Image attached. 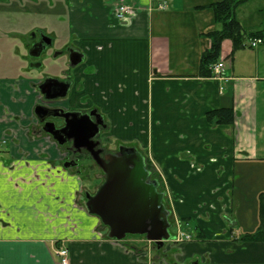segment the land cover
Returning <instances> with one entry per match:
<instances>
[{"label": "crops", "instance_id": "0c3cea01", "mask_svg": "<svg viewBox=\"0 0 264 264\" xmlns=\"http://www.w3.org/2000/svg\"><path fill=\"white\" fill-rule=\"evenodd\" d=\"M53 1L46 6L50 31L0 30L29 36L17 42L15 70L0 64V264H60V246L70 264H264V243L241 242L244 234L235 233L239 210L250 207L254 166L264 165V44L249 50L248 38L233 53L224 40L229 80L221 81L200 73L207 34L220 29L207 6L220 0H124L135 6L126 21L116 17L120 0H56L62 11ZM10 2L2 5L19 10ZM38 31L57 49L83 55L73 70L78 92L61 104L97 107L116 143L147 156L174 221L192 240L166 242L151 261L146 245L111 239L76 204L85 192L81 175L64 168L65 149L39 133L34 115L42 74L28 63L27 48ZM48 61L49 74L66 77L64 56ZM58 63L67 67L61 72ZM222 108L234 110L232 125L207 119Z\"/></svg>", "mask_w": 264, "mask_h": 264}, {"label": "water", "instance_id": "95a60500", "mask_svg": "<svg viewBox=\"0 0 264 264\" xmlns=\"http://www.w3.org/2000/svg\"><path fill=\"white\" fill-rule=\"evenodd\" d=\"M82 58L83 55L76 62H71L77 65ZM69 115L72 114H66V117ZM76 116L80 115L73 116L78 119ZM72 121L71 124L68 121L67 130L71 128L76 133L74 147L91 150L106 174V181L99 191L94 196L87 197L89 213L97 216L109 228V237L112 239L121 241L128 235L145 236L159 247L170 241L171 212L164 203L165 194L159 192V182L150 178L151 173L146 168L144 156L135 147L121 146L117 155L110 154L101 159L98 152L93 150L96 144L86 138V143L83 140L79 142L83 137L81 133L88 128L82 118ZM62 130L56 131L60 133ZM55 140L60 145L64 144V141L56 137Z\"/></svg>", "mask_w": 264, "mask_h": 264}, {"label": "rangeland", "instance_id": "374dc122", "mask_svg": "<svg viewBox=\"0 0 264 264\" xmlns=\"http://www.w3.org/2000/svg\"><path fill=\"white\" fill-rule=\"evenodd\" d=\"M55 2V8L57 11H62L63 7L58 3ZM51 0H33L31 4H26V1L24 0H12L10 2L11 7L13 5L19 4L20 8L18 10V7L16 8H4L5 4L2 5V0H0V30L5 31L10 28V30H20V28H25L24 31L27 30V28H33L32 32L36 31L35 28H43L45 31H50V28H47V24H45V21L47 20V7L51 5ZM18 10V12H17ZM66 13V8H65ZM236 16L244 30L248 32L255 31L257 29L264 28V0H247L242 5H240L236 11ZM58 30V28H56ZM62 29V28H61ZM64 29V28H63ZM16 36H11L8 33L2 32L0 34V57L2 63V70L3 71H12L15 70L17 67V64L22 59V56H20L19 48L17 46V42H21V44H24V40L26 39V43L28 42L29 36L27 33L25 36L21 34H15ZM6 36H10L8 39ZM14 37V38H11ZM56 47V46H55ZM26 49V48H25ZM254 50V49H249ZM26 52V51H25ZM18 56L17 60H15V57ZM34 60V58H33ZM56 60V58H49V66L52 65L51 61ZM58 68L61 70L66 68L67 66L63 65L62 63L57 64ZM48 69V68H47ZM3 74V73H2ZM71 76H74L73 71L70 72ZM227 79L229 80V77L227 76ZM226 81V80H223ZM121 145L116 143V140L113 141L111 144H106L105 147L108 148L110 151H118L119 147ZM119 152V151H118ZM146 158L147 156L144 155ZM146 162L147 158H146ZM81 166H85L86 168L83 169V174L81 175V179L85 184V192L88 193L90 196H94L101 186L106 181V174L100 170V168L90 159V157L86 156L83 157L79 163ZM253 176L249 179L252 183V187L249 188L250 193L253 194L251 199L249 197L247 198L248 206H250L247 209H241L239 210V218H238V225L236 226L235 233L238 235L247 234V233H254L259 225V218H258V205H259V196L264 191V165L260 166H254ZM72 172H76L75 169H72ZM153 177L158 179V181L161 183V178L158 176L157 172L153 174ZM162 185V184H161ZM161 188L164 190V187L161 186ZM255 191H260V193L255 194ZM85 192H80V196L77 197V205L82 206L86 209L87 214L90 216V213L87 208V198ZM250 196V195H249ZM166 204V201H165ZM166 208L171 210L170 203L167 202ZM93 216V215H92ZM99 219V218H98ZM195 219V218H194ZM192 220L191 222L195 224V220ZM257 227H256V223ZM169 222L172 224V227L170 229V232L172 235L176 234L177 232V225L174 221V217L170 219ZM256 227V228H255ZM102 229L104 233L109 235V228L102 226ZM128 240V241H126ZM127 244L130 247H136L137 249H142L144 245L145 252L149 254L150 260L152 261L154 256H157L158 253L156 252L158 249V245L154 242H151L146 239L145 236H128L125 240ZM184 242V241H183ZM161 254V253H160Z\"/></svg>", "mask_w": 264, "mask_h": 264}, {"label": "flooded vegetation", "instance_id": "af4514ba", "mask_svg": "<svg viewBox=\"0 0 264 264\" xmlns=\"http://www.w3.org/2000/svg\"><path fill=\"white\" fill-rule=\"evenodd\" d=\"M34 36H37V38L33 39L32 43L27 48V60L31 66L38 68V72L42 74L41 79L37 82L40 101L34 108V115L39 133L55 141L60 148L65 149L67 155L63 160L64 168L75 169L76 172L82 175L84 172L83 169L86 167L81 166L79 163L83 157L88 156L103 172L102 168L93 157L91 150L88 148L77 149L74 147V143L77 141L76 133L71 128L68 130L67 128L73 119L78 120L82 118L88 128L84 129L85 131L81 133L83 137L79 139V142L83 140V142L86 143L84 139H89L96 144L93 149L94 152H98L99 158L105 159L107 155H117L119 151L116 150L113 152L105 147L106 144H111L115 141V137L112 134V130L105 116L97 107H87V102L84 101L82 107L79 108H74L71 105L66 107L61 104L62 101L71 98L78 92L76 75L73 72L74 76L72 77L70 72L75 70L78 66V64L73 65L71 60L76 62L82 55L81 51L68 45L65 48L57 49V47H55V41L44 32L38 31ZM62 56L68 61L69 66L67 69L69 71L66 77L60 80L48 73L47 70L50 71V69L46 62L50 57L58 59ZM64 93L65 96H62ZM66 114L72 115L66 117ZM75 114L80 115L76 116L79 117L78 119L73 117ZM56 130H62L63 132L60 131L59 133ZM51 132H53L54 135ZM55 137L64 141V144L60 145L58 141L55 140ZM145 163L146 168L150 171L151 168L149 164L147 162ZM152 178L155 179L153 175ZM88 195L89 194L86 193L85 197L87 198ZM171 218L172 214L170 216V219Z\"/></svg>", "mask_w": 264, "mask_h": 264}, {"label": "trees", "instance_id": "16d2710c", "mask_svg": "<svg viewBox=\"0 0 264 264\" xmlns=\"http://www.w3.org/2000/svg\"><path fill=\"white\" fill-rule=\"evenodd\" d=\"M246 1L220 0L207 6L213 9L215 22L220 25V29L207 34L211 40V48L201 57L200 73L203 76L211 77L210 67L219 61L224 40L232 41L233 53L244 48L248 38H261L264 41V28L247 33L237 19L236 11ZM207 119L218 125H232L235 121V113L232 108H222L208 112ZM258 218L257 230L254 233L244 234L239 241L264 243V192L259 196Z\"/></svg>", "mask_w": 264, "mask_h": 264}, {"label": "built area", "instance_id": "2783aa9c", "mask_svg": "<svg viewBox=\"0 0 264 264\" xmlns=\"http://www.w3.org/2000/svg\"><path fill=\"white\" fill-rule=\"evenodd\" d=\"M163 6L161 5V8ZM135 12L134 6L126 3L124 0H120L116 10V17L118 20L126 21L128 20ZM263 43L262 39H254L251 41L250 45L252 48H256L257 46ZM212 72V78L217 80H228L226 75V65L224 61L219 60L217 63L210 67ZM184 240H191V236L186 235L182 232H179L176 236L177 242H183ZM56 255L60 259V264H70L69 263V250L66 247H61L56 251Z\"/></svg>", "mask_w": 264, "mask_h": 264}]
</instances>
